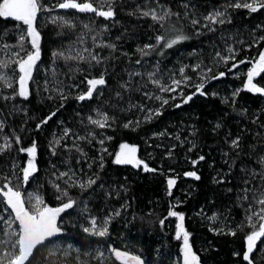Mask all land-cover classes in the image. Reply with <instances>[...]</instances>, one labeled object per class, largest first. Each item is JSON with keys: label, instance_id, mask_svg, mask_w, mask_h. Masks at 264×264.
Masks as SVG:
<instances>
[{"label": "snow or ice", "instance_id": "6c2138e0", "mask_svg": "<svg viewBox=\"0 0 264 264\" xmlns=\"http://www.w3.org/2000/svg\"><path fill=\"white\" fill-rule=\"evenodd\" d=\"M141 36L147 42L130 55L125 47ZM188 46L172 69L163 63ZM229 74L242 86L213 90ZM37 100L53 107L37 115ZM197 100L220 105L204 125L190 113L179 128L148 127L169 106ZM69 101L71 116L60 119ZM122 132L141 142L119 140ZM178 148L190 165L182 173ZM202 162L214 190L188 213L200 190L190 185L183 198L174 190L184 178L201 182ZM112 166L163 177L166 214L139 215L134 184ZM137 222L148 235L159 229L150 256L111 242L114 227L124 241ZM198 229L212 237L200 249ZM218 238L239 240L234 264H264V0H0V264H211Z\"/></svg>", "mask_w": 264, "mask_h": 264}, {"label": "trees", "instance_id": "16d2710c", "mask_svg": "<svg viewBox=\"0 0 264 264\" xmlns=\"http://www.w3.org/2000/svg\"><path fill=\"white\" fill-rule=\"evenodd\" d=\"M64 10H60L61 13H63ZM126 19V18H125ZM261 19L259 15H257L255 20H252L251 23L257 22V20ZM45 32V56L44 59L47 60V52L48 48L51 47V45L48 43V41L51 38V33L48 32L47 29H44ZM147 37L141 36L139 41L132 40L129 42V44L125 47V50L129 52V54H133L135 51V47L137 43H146ZM199 43V41L195 42ZM207 41H205V44ZM191 50V46L182 48L181 51L178 54L170 53L167 58L163 59V63L167 65L169 69H172L174 65H176L177 60L184 56L187 51ZM253 55L255 54V49H253ZM136 57L133 56V59ZM149 63L153 62L152 58H146ZM148 66V65H146ZM43 67V65L41 66ZM237 71H246V66L241 65L240 69ZM43 79V76L41 75V80ZM242 79V78H241ZM241 79H236L232 74H229L226 78H224L222 81L214 82L213 84V90L219 91L221 95L226 94L227 91H231L232 88L240 87L241 85ZM259 79V78H258ZM242 98L244 101H246L248 104L252 105L253 107H256L260 104V101L253 98L252 94H243ZM215 104V107L212 105ZM73 101H69V107L66 111L63 112V115H60V119H64L65 116H71L73 112ZM78 107V105H75ZM33 109H38L37 115H44L47 113V111L53 107L50 103L45 101L43 105H40L38 100L33 103L31 106ZM220 105L218 102H209L206 103L203 100H197L195 104L187 105L182 109H176L174 107L169 106L167 110L165 111L164 116L157 122L156 125H150L148 127L154 128L156 130L163 129L164 127H169L171 130L172 125H176L177 128L180 127L181 123H187L189 114H200V124L204 125L205 119L211 120L212 116L215 113L216 108H219ZM59 115V114H58ZM55 119V118H54ZM51 127H55L52 122H50ZM48 133L45 132L43 135H40L38 137L41 152L43 153L42 157L39 160L40 165L43 167L45 166V161L47 160V152L44 150V146L46 144V139ZM119 140H128V142H135L140 143L141 137L138 136L136 133H127L122 132L119 137ZM208 142V145L212 146V138L206 137L205 138ZM114 146L118 148V144L116 142H113ZM167 143V142H166ZM209 148L204 149V153L208 154L209 159H215L218 157V154L216 152H211ZM112 150V149H110ZM197 152H193L189 155H191L192 158H195ZM24 154H22L23 156ZM140 155L142 158L149 159L146 155V153L143 151V145H141V153ZM158 159L160 157V152L157 151L156 153ZM184 152L181 149H177V158L179 160V166L177 167L176 171L179 173H182L185 170H190V165L184 162L183 159ZM150 163L153 164V166H156L154 162ZM219 166V165H217ZM201 168V172L203 174V180L201 182H195L191 181L190 178H184L183 180L178 182L177 189L174 190V195L176 196H182V191H187L189 189L190 185H193L194 187L198 188L200 191L194 195V197L185 205V211L188 213H191V211L196 207L197 204H199L203 199L204 193H211L214 188L212 185H210V170L207 167V162H202L201 166H198ZM165 168H167V162H165ZM135 170L131 169L130 166L123 167V166H112V175L115 178H122L123 176H128L129 180L134 184L133 188V195L139 198V215H145L149 210L155 209L157 213H159L161 216H163L165 213V209L167 207L165 203V199L163 197V186L162 181L163 177H157L152 176L151 174H139V175H133V172ZM35 188V185H31L29 190H33ZM155 201H159V203H155ZM118 206V203H117ZM135 207V205H134ZM240 218V214L237 213V219ZM167 223V222H166ZM149 225L147 223L140 224L137 222L134 224L130 230H127L125 233V240H120V235L122 232V229L120 227H114L113 229V239L112 243L114 246L122 247L125 242L129 244V248L132 251H136L138 247H143L145 249V252L151 255L152 248L157 244L159 240V229L155 228L152 229V231L155 232V235H148L147 230H149ZM171 231V228L168 229ZM207 238L209 240L212 239V237L203 229L197 230V235L195 237L196 243L194 244V248L200 249L202 247H206V245L203 243L204 238ZM220 239V254L215 255L214 254V260L211 262V264H234V260L237 258L231 257L230 253L233 248L239 249L241 247L239 240L237 239L235 244H231L230 241L232 238H218ZM169 243L171 244L173 250H175V247L178 242L174 240H170Z\"/></svg>", "mask_w": 264, "mask_h": 264}]
</instances>
